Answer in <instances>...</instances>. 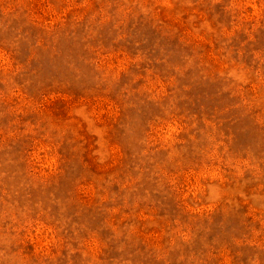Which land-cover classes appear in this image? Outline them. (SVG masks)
<instances>
[{"label":"rangeland","instance_id":"obj_1","mask_svg":"<svg viewBox=\"0 0 264 264\" xmlns=\"http://www.w3.org/2000/svg\"><path fill=\"white\" fill-rule=\"evenodd\" d=\"M0 264H264V0H0Z\"/></svg>","mask_w":264,"mask_h":264}]
</instances>
